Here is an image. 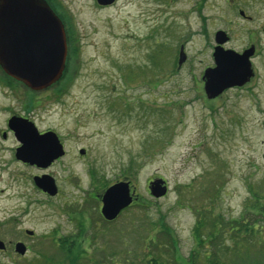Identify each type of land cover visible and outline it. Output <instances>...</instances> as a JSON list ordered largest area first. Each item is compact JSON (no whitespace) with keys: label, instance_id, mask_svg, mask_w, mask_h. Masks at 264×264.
Returning a JSON list of instances; mask_svg holds the SVG:
<instances>
[{"label":"rangeland","instance_id":"374dc122","mask_svg":"<svg viewBox=\"0 0 264 264\" xmlns=\"http://www.w3.org/2000/svg\"><path fill=\"white\" fill-rule=\"evenodd\" d=\"M59 1L75 26L74 98L27 113L40 131L62 135L70 151L43 169L0 157V240L6 245L0 264H191L194 250L200 251L196 264H203L196 222L206 219L204 235L217 216L227 227L231 220L237 225L253 206V193L264 190V48L262 105L232 93L215 102L197 92L193 80L210 63L196 61L206 58L212 31L184 41L196 60L170 76L181 40L168 28L165 0H116L108 7L96 0ZM191 3L177 0L174 6ZM239 3L264 17V0ZM203 4L205 14L223 8V0ZM9 104L0 99V105ZM7 115L1 111L0 128ZM42 174L54 179L56 195L35 185L33 176ZM155 178L166 180V196L151 194ZM117 181H129L137 199L107 222L96 198ZM248 215V231L255 221L264 234V217ZM17 242L27 246L24 256L16 253ZM219 248L220 262L234 264L235 253ZM237 257L239 264H264V247L245 244Z\"/></svg>","mask_w":264,"mask_h":264},{"label":"flooded vegetation","instance_id":"af4514ba","mask_svg":"<svg viewBox=\"0 0 264 264\" xmlns=\"http://www.w3.org/2000/svg\"><path fill=\"white\" fill-rule=\"evenodd\" d=\"M181 1L182 0H178V2ZM190 1L192 3L189 8L177 10L178 6H174V3L176 4L177 0H165L167 7L166 12L169 14V17L167 18L168 22L170 23L168 28L171 31L177 32V34H179L177 38L181 40L179 47H175L173 50V60L176 68L175 70L171 71L170 76L173 77L175 74L178 75L180 70L184 68L191 59L196 60V58H192L190 56L187 45L184 43V41L190 40L194 34H205L212 31L213 40L210 44L209 52L206 55V58L200 59V61L198 59V61H196L198 65H202L203 62L210 61V63L205 65V67L202 69L199 77L194 76L193 80L195 86L196 88H199V90L196 91L204 94L208 99H212L215 102L220 101V99L223 98L227 99L228 93H232L233 95L235 94L234 96H236L238 99L245 97L256 98L254 101H252V104L255 103L257 105H262V95L260 96L259 93L261 91L260 89L262 88L260 83V79L262 77L260 76L261 68L259 60L261 58V54L263 53L262 49L264 48V17L262 12L254 11L253 13L252 11L242 8L239 0H223V8L210 10V12L205 14L203 3H205L207 0ZM2 4L3 0H0V8ZM34 5L48 6L53 14H55V16L62 22L67 46L66 64L62 76L56 82L43 89H34L24 81L6 72L0 63V99H7L10 101L9 105H0V113L3 110L8 112V115L5 119V126L0 128V157H8V161H11L12 157H14L19 163L23 165L43 169L60 163L68 155L70 150L66 139L54 131L58 135L59 141L64 150V155L58 159H55L49 166L41 167L29 162H24L22 159L17 158V150L23 144L16 136L14 124L15 121L17 123L21 122V119L33 121L35 124L34 119L27 113V108H39L41 106H45L46 104L50 106L54 103L65 106L64 99L70 96L69 93L73 85V81L75 80L74 75L71 73V66L74 63L77 49L75 26L72 23L67 11L62 8L61 2L59 0H34ZM108 6L111 5H104L102 7ZM174 8L176 11L172 10ZM12 12L17 13L20 11L13 10ZM20 24H22V22L19 18H10L8 20V28H14V26L15 28H18ZM25 26L26 25H24L23 28H25ZM183 34H187L188 36H184ZM36 38L37 37L34 35L30 37H24L21 44L23 46H28L29 44L37 45L38 43L36 42ZM51 39L52 36H48V40ZM209 39L210 38H208V40ZM42 40H44V37H42ZM227 62H229L232 67L234 66L232 70L233 75L229 79L230 84L221 92H218L217 95L209 98L206 90V85L209 82V78H207L206 72L210 69H214L216 70L217 76V73L221 69L222 65L226 64ZM262 67H264V65ZM71 98L73 99L74 97L70 96L69 101ZM13 102H15V106L18 105L21 107V109L17 110L18 107L15 109L13 107ZM12 120H14V122ZM48 131L52 130H39L41 134ZM13 141H15V146H13ZM86 155L87 151L85 150V153L81 154V157H87ZM44 175L48 174L33 176L35 185V178L42 177ZM115 183H112L111 185ZM109 186L106 185V189ZM39 189L41 192L48 195V193L44 192L41 188ZM106 189L102 193H99L96 198L101 202L100 212L103 206L102 197ZM135 199H137L136 193ZM106 221L110 222L108 220ZM26 231L25 234L27 236L31 237L34 235H29L26 233Z\"/></svg>","mask_w":264,"mask_h":264},{"label":"water","instance_id":"95a60500","mask_svg":"<svg viewBox=\"0 0 264 264\" xmlns=\"http://www.w3.org/2000/svg\"><path fill=\"white\" fill-rule=\"evenodd\" d=\"M115 1L97 0L102 6L111 5ZM13 10L20 12H12ZM10 18H19L22 24L18 28L15 26L8 28ZM24 25H26L25 28H23ZM33 35L37 37V45L23 46L21 44L24 37ZM48 36H52V39L48 40ZM66 55L67 46L63 24L48 6L34 5V0H3L0 8V63L6 72L34 89H43L62 76ZM233 67L227 62L222 65L217 76L214 69L206 72L209 78L206 85L209 98L214 97L230 84L229 79L233 75ZM14 129L17 138L23 144L17 150L18 159L47 167L55 159L64 155L56 132L48 131L41 134L34 122L27 119H21L18 123L15 121ZM84 153L85 150H81V154ZM35 182L39 188L51 196L58 192L54 179L48 175L36 177ZM149 188L156 198L163 197L168 192L166 180L162 178L151 181ZM133 200L130 183L128 181L117 182L107 188L103 194L101 213L106 220L112 221L122 210L129 207ZM26 233L34 234L31 230H27ZM5 249V243L0 240V250ZM15 251L24 256L27 253V246L23 242H17Z\"/></svg>","mask_w":264,"mask_h":264},{"label":"trees","instance_id":"16d2710c","mask_svg":"<svg viewBox=\"0 0 264 264\" xmlns=\"http://www.w3.org/2000/svg\"><path fill=\"white\" fill-rule=\"evenodd\" d=\"M129 182V181H128ZM255 197V202L253 204V206L249 205L246 208V214H254L255 216H258L259 214L262 215V218L264 217V190H260L258 193L257 191L253 193ZM252 198V197H250ZM251 201V199H250ZM249 201V202H250ZM248 204V203H247ZM247 215H243L241 217V219L239 220H235V223H237V225H232V220L230 223V226L227 227L225 222H222L224 220H219V216L216 217V219H218V221L215 223L214 221V225L212 227V230L208 232V234L204 235L203 233H201V228L205 227V222L206 219H199L196 222L195 225V238H196V245H199V247H201L202 249H204V262L203 264H226L225 261H221L218 258V250L220 249L219 247H224L228 249V253H235V258H233V263L234 264H239L237 262V255L240 254L241 248L243 247V245L245 246V244H249L252 245L255 248H259V247H264V238H262V236H264L263 231L258 230V227H255V224H257V222H253V224H250V231H248V227L247 224L248 223H243L245 220V217ZM249 216V215H248ZM214 217V216H213ZM214 219V220H216ZM241 225H244V230H239ZM249 225V224H248ZM251 226H253V228L251 229ZM203 232V231H202ZM236 234H238L236 236ZM252 238V239H251ZM261 238L263 240H261ZM247 239V240H245ZM228 240L230 241V243H228ZM243 241V242H242ZM244 241H246V243L244 244ZM242 242V243H241ZM232 243H235V245H233ZM200 248V249H201ZM198 252V253H195ZM193 255H191V264H196V257L197 255L200 253V251H192ZM247 254H245L243 257H246ZM199 259L197 257V263H198ZM149 264H165V263H160V261L158 259H153L149 262ZM231 264V263H230ZM252 264H257L255 262H253Z\"/></svg>","mask_w":264,"mask_h":264}]
</instances>
